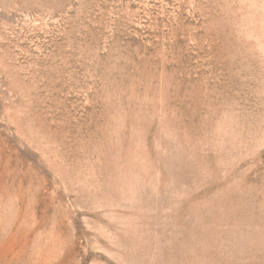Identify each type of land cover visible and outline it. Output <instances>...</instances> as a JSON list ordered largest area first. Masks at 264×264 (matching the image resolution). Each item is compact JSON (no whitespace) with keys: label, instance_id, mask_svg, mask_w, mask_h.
Segmentation results:
<instances>
[{"label":"rangeland","instance_id":"obj_1","mask_svg":"<svg viewBox=\"0 0 264 264\" xmlns=\"http://www.w3.org/2000/svg\"><path fill=\"white\" fill-rule=\"evenodd\" d=\"M0 264H264V0H0Z\"/></svg>","mask_w":264,"mask_h":264}]
</instances>
